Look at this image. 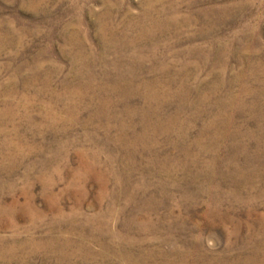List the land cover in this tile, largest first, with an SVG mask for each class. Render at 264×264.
<instances>
[{"label": "rangeland", "instance_id": "1", "mask_svg": "<svg viewBox=\"0 0 264 264\" xmlns=\"http://www.w3.org/2000/svg\"><path fill=\"white\" fill-rule=\"evenodd\" d=\"M160 1L154 0L148 13V0H0V207L13 201L18 206L15 223L5 226L0 216V246L20 247L0 257V264H132L114 254L129 252L128 240L134 238L146 242L129 248L132 259L144 246L153 252L147 264H167L162 253L172 250L177 264H183V256L192 264H264L259 223H264V196L257 194H264V153H257L264 143V125L256 123L253 112L245 114L228 100L243 95L244 103L253 101L243 86L264 93V0ZM245 24L250 26L243 32ZM140 27L148 28V34L143 36ZM76 30L78 39L71 45L66 40ZM212 37H217L215 44ZM81 47L85 63L71 59ZM133 73L152 81L156 97L147 106L141 89L129 101H91L106 80ZM80 89L84 98L78 99ZM259 97L257 104L264 105ZM166 98L172 102L164 107ZM128 103V112L135 114L121 115ZM146 107L152 110V123L136 148L132 137L116 144L94 130L109 122L113 128L106 129L113 137L122 128L135 136L143 128L141 110ZM178 124L187 130L184 140L175 138ZM92 131L98 132L97 140L90 138ZM243 133L252 135L244 139ZM153 138L162 145L156 154L142 144ZM221 146L216 165L207 167L208 150ZM204 147L207 152L195 163V153ZM186 150L193 155L185 157ZM148 154L184 161L198 170L197 176L192 174L198 181L212 179L213 173V185L206 191L192 176L184 180L181 172L172 183L170 176L147 173ZM253 158L263 166V186L258 188L242 184L251 176ZM129 159L138 165L128 173L132 183L146 181L131 205L126 203L127 184L121 197H114L116 174ZM83 160L92 164L90 170L99 166L105 187L93 170L88 180L81 179L87 174ZM111 160L113 169L108 170ZM220 178V194L210 191ZM237 186L243 191L235 195ZM214 193L225 202L222 212L242 222L239 235L234 222L214 223L207 216L215 210L210 200ZM248 203L258 207L251 218L246 216ZM27 206L28 213L37 208L41 216L30 217ZM34 242L41 248L33 250Z\"/></svg>", "mask_w": 264, "mask_h": 264}, {"label": "bare ground", "instance_id": "2", "mask_svg": "<svg viewBox=\"0 0 264 264\" xmlns=\"http://www.w3.org/2000/svg\"><path fill=\"white\" fill-rule=\"evenodd\" d=\"M149 2H148V4H149V6H148V13L150 12V10L153 8L152 6V4H153V2H154V0H148ZM160 1V0H159ZM161 2V1H160ZM109 7H107V9H106V14L107 15H110L111 14V11H109V9H108ZM112 10V9H111ZM101 25V30H104L105 31V29H106V26H105V24H100ZM126 26L128 27V23H126ZM131 26V25H130ZM249 26L250 25H243V28H242V30H243V32L246 30V29H248L249 28ZM105 28V29H104ZM140 30H141V34L143 33V36H145L144 34L145 33H147L148 32V28H144V27H140ZM73 32V31H72ZM78 34H79V32H78V30H76L74 33H71V34H69L68 35V39L66 40L69 44L71 43V45L72 44H75V39H78ZM148 34V33H147ZM240 35V34H239ZM150 36V35H149ZM150 38V37H149ZM212 41H214V44H215V42H217V37L215 38V37H212ZM127 44V43H126ZM81 49V51H79V53H76V51H75V55H73L72 57H71V59L72 60H79V61H83L84 63H85V60H86V57H83L84 55H82L81 56V52H83V47H81L80 48ZM140 55H141V53H140ZM139 55V56H140ZM143 55V54H142ZM142 58V57H141ZM146 58V57H145ZM117 60V59H116ZM120 61V60H119ZM135 61V60H134ZM135 66V65H134ZM125 67V66H124ZM121 68V67H120ZM127 68V67H126ZM138 68V67H137ZM117 69V68H116ZM135 69V68H134ZM92 70V72H91V76H93V68L91 69ZM120 70V69H119ZM128 71V70H127ZM82 71H79L78 72V75H77V77L80 79V78H82V77H80L81 76V73ZM134 72V71H133ZM117 74V73H116ZM130 74V73H129ZM134 74V73H133ZM131 74L129 77H126V76H124V77H122V79H119V80H106V83H105V85L101 88V90L100 91H96V89H95V94L94 95H90L91 96V101L92 102H100V103H102V104H104V103H111V99H114L115 97H118V98H121L120 100H121V102L122 101H129L130 99H133L134 97H137L138 95H137V92L139 93V90L141 89L143 92H144V96L142 97L143 98V100H144V102H145V106H147V103H151L150 102V100L151 99H153L154 97H156V94L155 93H153L152 92V90H153V88H152V81L151 80H142V79H140V77H139V75H137V74ZM122 75H123V73H122ZM133 75V76H132ZM109 76V75H108ZM121 77V76H120ZM119 77V78H120ZM159 84H161L159 81H157ZM154 83V82H153ZM158 84V85H159ZM161 86V85H160ZM78 88V87H77ZM76 88V89H77ZM80 88V87H79ZM242 91L243 92H245V93H248V94H250L251 95V97L254 99L253 101H251L250 103H244L243 102V95H241L240 97H237V98H235V97H232L231 99H228V100H230L229 102L231 103V105H234L235 107H237V108H240V109H242V111H243V113H245L246 114V112H250V113H252V115L253 116H255V121H256V123H258L260 126L261 125H264V122H263V119H264V105L263 104H257V101H258V98H260L259 96H261L262 97V99H264V93H263V90H259L257 93L255 92H253V91H251V90H249V89H247V88H245L244 86L242 87ZM256 91V90H255ZM147 92V93H146ZM79 93V98L78 99H81L82 97L84 98V95H82V91H81V89H80V91L78 92ZM96 94H100V96L98 97ZM148 94H149V96H148ZM70 95H72V94H70ZM70 95H68V96H70ZM67 96V97H68ZM58 97H60V96H58ZM98 97V98H97ZM159 97V96H158ZM141 98V99H142ZM160 98V97H159ZM165 99V98H164ZM168 98H166V100H165V102L166 103H164L163 101V103H164V107L165 106H168V102L171 100V102H172V99H168ZM140 100V99H139ZM156 100V99H155ZM161 100V99H160ZM163 100V99H162ZM233 100V101H232ZM237 101V102H236ZM186 102V101H185ZM127 103V102H126ZM156 103V102H155ZM191 103V102H190ZM200 103V102H199ZM117 104V103H116ZM179 104H180V102H179ZM204 104V103H203ZM227 104V103H226ZM142 105V104H141ZM156 105V104H155ZM186 105V104H185ZM191 105V104H190ZM229 105V104H228ZM227 105V106H228ZM11 105L9 104V103H7L6 104V107L7 108H9ZM80 106V105H79ZM89 106V105H88ZM106 106V105H105ZM157 106V105H156ZM181 106V105H180ZM198 106V105H197ZM230 106V105H229ZM100 107V106H99ZM107 107V106H106ZM111 107V106H110ZM163 107V108H164ZM222 107V106H221ZM130 108V106H129V103L127 104V106L124 108L125 109V111H123L122 110V112H121V115H124V114H126V113H128V115L130 116L132 113L133 114H135V112H133L132 110L133 109H130V112H128V109ZM142 108V107H141ZM155 108H157V107H155ZM154 108V109H155ZM182 108V107H181ZM108 109V108H107ZM192 109V108H191ZM228 109V108H227ZM234 109V108H233ZM250 109V110H249ZM195 110V109H194ZM203 110V109H202ZM206 110V109H205ZM229 110V109H228ZM150 111H152V110H150ZM150 111H148V109H147V107L145 108V109H142L141 110V113H142V125H143V128H142V130H141V132H139L137 135H132V134H129L128 133V131L125 129V128H122V129H120V132H118V136H115V137H113L112 135H111V133H110V130L109 129H106L107 127H109V128H113V125L112 124H110L109 122L107 123H100V124H98L95 128H94V130L95 129H99L101 132L100 133H103V137L107 140V141H113V142H115L116 144L117 143H120V142H122L126 137H127V139H131V137L133 138V140H131V143H132V147L133 148H136L137 147V145H139V144H141L139 141L141 140V139H143V140H145V134L148 132V125L150 124V123H152L151 121L152 120H149L148 118L150 117V115H151V113H150ZM137 112V111H136ZM223 112V111H222ZM153 113V112H152ZM104 114V113H103ZM172 114V113H171ZM175 114V113H174ZM201 114V113H200ZM221 114V113H220ZM95 115V114H94ZM93 116V115H92ZM91 116V117H92ZM171 117V116H170ZM197 117V116H196ZM159 118H160V115H159ZM173 118V117H172ZM177 118V117H176ZM105 119V118H104ZM91 120V119H90ZM93 120V119H92ZM103 120V119H102ZM157 120H158V118H157ZM166 120V119H165ZM189 120V119H188ZM192 120V119H191ZM179 121V120H178ZM101 122V121H100ZM196 122V121H195ZM163 123V122H162ZM187 123V122H186ZM157 124V123H156ZM180 124V123H179ZM178 124V129L176 130V131H178V135L179 136H175V138H181V140H182V138H183V140L186 138V132H187V130H183L182 128H181V126ZM185 124V123H184ZM183 124V125H184ZM161 125V124H160ZM55 126V125H54ZM166 126V125H165ZM164 126V127H165ZM234 126V125H233ZM56 127V126H55ZM156 127V126H155ZM163 127V126H162ZM173 127V126H172ZM57 128V127H56ZM150 128H152V127H150ZM154 128V127H153ZM184 128V127H183ZM261 128V127H260ZM159 129V128H158ZM175 129V128H174ZM173 129V130H174ZM93 130V131H94ZM118 130H119V128H118ZM169 129H167V132L169 133V131H168ZM232 130V129H231ZM91 132L92 133V135L90 136V138L91 139H94V140H97V138H96V135H97V133L98 132ZM144 131V132H143ZM153 131V130H152ZM209 131V130H208ZM235 131V130H234ZM241 132H242V130H240ZM253 131H255V129L253 130ZM150 132V131H149ZM158 132V131H157ZM163 132V131H162ZM161 132V133H162ZM166 132V131H165ZM231 132V131H230ZM181 133H183V134H181ZM215 133V132H214ZM150 134H152V133H150ZM120 135V136H119ZM166 135V134H165ZM164 135V136H165ZM236 135V134H235ZM252 134H247V133H243V135H242V137L244 138V139H247V136H251ZM255 134H253V136H254ZM237 136V135H236ZM171 137V136H170ZM169 137V138H170ZM218 137V136H217ZM258 137V136H257ZM100 138V137H99ZM255 138V137H254ZM261 138V137H260ZM200 139V138H199ZM213 139V138H212ZM235 139V138H234ZM243 139V140H244ZM99 140V139H98ZM257 140V139H256ZM172 142H174L173 140H171ZM235 141H236V139H235ZM253 141V140H252ZM262 141V140H261ZM143 142V141H142ZM195 142V141H194ZM217 142H218V140H217ZM231 142V141H230ZM110 143V142H109ZM130 143V142H129ZM212 143V142H211ZM237 143V142H236ZM247 143V142H246ZM256 142H254V144H255ZM263 143V142H262ZM128 144V143H127ZM143 145H145L146 146V149H148L149 150V152L148 153H153L154 152V154H156L155 153V151L157 152V151H159L158 150V148L160 147V145H161V142L159 141V139H157V138H153V139H150L149 141H144L143 143H142ZM193 144V143H192ZM195 144V143H194ZM200 144H202V141H200V140H198V145H200ZM261 144V143H260ZM174 145V144H173ZM208 145V144H207ZM223 145V144H222ZM233 145V144H232ZM128 146V145H127ZM126 146V147H127ZM205 146V145H204ZM211 146V145H210ZM213 146V145H212ZM247 146V145H246ZM249 146V145H248ZM253 146V145H252ZM255 146V145H254ZM131 147V146H130ZM161 147H162V145H161ZM219 147V146H218ZM257 147V146H256ZM250 148V147H249ZM7 149H8V147H7ZM130 149V148H129ZM211 149V148H210ZM214 149V148H213ZM217 149V148H216ZM221 149H222V146L220 147V148H218L217 150H208L209 152H207V148L206 147H204V149L203 150H200L198 153L196 152L195 153V155L197 154V159H196V161H195V163H199L200 162V158H201V156H202V154L203 153H210L211 154V157L210 158H207V167H214L215 165H216V163H217V161L219 160V153H220V151H221ZM237 149V148H236ZM240 149V148H239ZM226 150V149H225ZM242 150V149H241ZM254 150H255V148H254ZM183 151V150H182ZM237 151H238V149H237ZM256 151V150H255ZM85 152H87V151H81L80 152V154L81 155H83V156H85L86 157V154L87 153H85ZM191 152H193L192 150H186V151H184V156L185 157H189V156H191V155H193V153H191ZM243 152V151H242ZM246 152V151H245ZM264 153V143H263V145L261 144V145H259L258 146V150H257V153ZM209 154V155H210ZM251 154V153H250ZM91 155V154H90ZM166 156V155H165ZM85 157H83V158H85ZM91 156H89V158H90ZM94 157V156H93ZM199 157V158H198ZM229 157V156H228ZM82 158V159H83ZM148 158L149 159H146V161H145V167L147 168V170H146V172L147 173H152V174H158V173H160V174H165V175H167V176H170V180H169V182L170 183H172V182H175V180L177 179V177H176V174H178V173H182L183 174V179L184 180H189V177L190 176H192V174L194 173V175L195 176H197L198 174H196L197 172H198V170L197 171H195V168H190V167H188V165L187 164H185V162L184 161H181L180 159H176L175 157H173V158H162V160H158V158L156 159V157H154L153 155H150V154H148ZM222 158V157H221ZM263 158V157H262ZM91 159V158H90ZM99 159V158H98ZM161 159V158H160ZM251 159V158H250ZM95 160V159H94ZM187 160V159H186ZM88 161V160H87ZM230 161V160H229ZM240 161V160H239ZM191 162V161H190ZM223 162V161H222ZM187 163H189V161H187ZM231 163H233L234 164V161H233V159H232V162ZM247 163V162H246ZM87 164V165H86ZM125 165H124V171L123 172H118L117 174H116V178H117V181H116V183H115V189H116V192L114 193V197L115 198H119L118 196H120V193L121 192H123V191H125V190H123L124 189V186L125 187H127V185L129 186V188H130V190H128V192L129 193H127V197H126V200H127V202L126 203H130V205H131V202H133L135 199H136V197H137V193H139V191L141 190V189H145V183H146V181L145 180H142V182L139 184V185H134L133 183H132V175L131 174H128V173H133V172H135L136 170H137V168H138V165H137V162L136 161H134L133 159L132 160H130L129 159V162H125L124 163ZM240 164V163H239ZM264 164V163H263ZM92 165V164H91ZM91 165H89L88 163H86V160H83V166H85V168H83V171H86V175L85 176H81V179H83V180H88L89 179V177L88 176H90V175H88V174H91L92 173V171L91 170H93L94 172H96L97 173V175L99 176V181H100V183H101V185L103 186V187H105L106 185H107V181L104 179V175L105 174H102V173H100V172H102V171H99V169H97V167H99V166H97V167H95V169L92 167V169L90 170V167H91ZM99 165V164H98ZM219 165V164H218ZM236 165V164H235ZM191 166V165H190ZM227 166V165H226ZM206 167V168H207ZM244 169L246 170V166H245V163H244ZM199 168H200V166H199ZM205 168V169H206ZM249 168H250V170H252V173H251V176H246L245 177V182L244 183H242V184H246V185H249V186H251L252 184V188H253V186L255 187L256 186V188H258V187H262L263 186V184H261V179H262V177H261V175H260V173H259V171L261 170V169H263V166L261 165V163L260 164H257L256 163V159H252L251 160V162H250V165H249ZM3 168H0V170H2ZM113 169V167H112V160H111V162H110V166H109V168H108V170H112ZM204 169V170H205ZM226 169V168H225ZM101 170V169H100ZM200 170V169H199ZM240 170V169H239ZM244 170V171H245ZM248 170V169H247ZM208 171V170H207ZM221 171V170H220ZM231 172V171H230ZM235 172V171H234ZM122 173H126V174H128L127 176L126 175H123ZM209 173V172H208ZM212 175H211V177H212V179L211 178H209V179H207L206 181H202V180H197L196 179V177H194V176H192V179L193 180H196V181H198L199 182V186H201V189L203 190H206L207 191V188L209 189V187H210V185L213 183L212 182V180L216 177L213 173H211ZM226 175V174H225ZM249 175V174H248ZM126 176V177H125ZM219 176V175H218ZM228 176V175H227ZM236 176V175H235ZM207 177V176H206ZM225 177V176H224ZM200 178V177H199ZM204 178H205V176H204ZM202 179V178H201ZM221 179V178H220ZM215 180V179H214ZM195 181V182H196ZM227 181V180H226ZM225 181V182H226ZM164 182V181H163ZM188 182V181H187ZM243 182V181H242ZM217 183V182H216ZM260 183V184H259ZM127 184V185H126ZM133 184V185H132ZM218 185V187H211V189H210V191H212V189L213 190H215V191H218L217 193L218 194H220L219 193V191H221V186H222V184H223V182H222V179L217 183ZM241 184V185H242ZM257 184H259V185H257ZM159 185H164V184H159ZM213 185V184H212ZM236 185V184H235ZM245 185V186H246ZM244 186V185H243ZM164 187V186H163ZM241 187V186H240ZM255 188V189H256ZM263 188H264V186H263ZM128 189V188H127ZM223 189V188H222ZM225 190V189H224ZM253 191L252 189H248V191ZM259 190V189H258ZM258 190H256L255 192H257ZM263 189H260V191H262ZM200 191V190H199ZM230 191V190H229ZM243 191V190H242ZM242 191H239V188H238V186H237V192H235V195H237V193H241ZM48 192V191H47ZM145 192V191H144ZM231 192H234V190H232ZM124 193V192H123ZM26 194H27V197L28 198H31V197H33V195L32 194H30L29 192H26ZM84 194V193H83ZM210 194V193H209ZM232 194V193H231ZM258 195H263L264 196V194H263V192H262V194H259V193H257ZM50 195H51V193H50ZM49 195V196H50ZM76 195V194H75ZM124 195V194H123ZM192 195V194H191ZM48 196V195H47ZM78 196H80V195H78ZM125 196H126V194H125ZM194 196V195H193ZM193 196H192V198H193ZM221 196L223 197V199H226V198H224V197H228V195H222L221 194ZM121 197V196H120ZM150 197V196H149ZM125 198V197H124ZM195 198V197H194ZM61 199V198H60ZM79 199V198H78ZM83 199V198H82ZM147 199V198H146ZM137 200V199H136ZM195 200V199H194ZM210 200H212L211 201V205L213 206V208L212 209H215V210H213L211 213L210 212H208L207 211V216L209 217V219L212 221V222H214V223H216V221L218 222H222V223H225V221H232V222H234V225H235V228H236V230H235V232H234V234H236V236L237 235H239V227L242 225V222H240V221H238V220H236V219H234L231 215H228L227 213L228 212H225V213H223L222 212V209H221V206L225 203H221L220 202V200L218 199V197H217V195L215 196V193H214V195L210 198ZM234 200V199H233ZM31 201H32V199H31ZM58 201V200H57ZM80 201V200H79ZM60 202V201H59ZM135 202V201H134ZM156 202H158L157 200H156ZM243 202V200L240 198V200H239V202L238 203H242ZM29 203H30V201H29ZM57 203V202H56ZM55 203V204H56ZM160 203V202H159ZM229 203V202H228ZM60 204H61V202H60ZM126 205V204H125ZM134 205V204H133ZM144 205V204H143ZM155 205V204H154ZM230 205V204H229ZM236 205V204H235ZM243 205H244V202H243ZM248 205H250V211H248V213H247V217L249 216V218H251L252 216H253V213H255L256 211L258 212V207L257 206H255V204L253 203H248ZM29 206V205H28ZM28 206L27 207H25L26 208V211H25V213L28 211L27 210V208H28ZM55 206V205H54ZM148 206V205H147ZM241 206V205H240ZM24 207V206H23ZM57 207V206H56ZM62 207V206H61ZM33 208V207H32ZM55 208V207H54ZM124 208H125V206H123V210H124ZM127 208V207H126ZM125 208V209H126ZM153 208V207H152ZM17 209H18V206H17V202H15V201H13L12 202V204H9L8 206H5V207H0V216L1 217H3L5 220H6V222H5V226L7 225V224H13V223H15V219L17 220V214H18V211H17ZM23 209V208H22ZM50 209H52V208H50ZM61 209V208H60ZM141 209V208H140ZM144 209V208H143ZM248 209V208H247ZM30 211H29V213L31 214V216L30 217H33V218H35V217H40L41 216V213L37 210V208H34V209H29ZM123 210H122V212H123ZM148 210V209H147ZM232 210V209H231ZM20 211V210H19ZM210 211V210H209ZM145 212V211H144ZM28 212H27V214H29ZM229 213H230V210H229ZM22 214V213H21ZM29 214V215H30ZM59 214H60V216H62L63 214H62V210L59 212ZM44 216V215H43ZM262 217V216H261ZM132 218H134V217H132ZM128 219V218H127ZM264 219V218H263ZM33 220V219H32ZM260 220V219H259ZM261 220H262V218H261ZM136 221V220H135ZM60 222H62V220H60ZM127 222V221H126ZM138 223H140V222H138ZM260 223V225H261V230L262 231H264V223L263 222H259ZM263 223V224H262ZM133 224H134V222H133ZM216 225V224H215ZM128 226V225H127ZM131 226H132V224H131ZM141 226V225H140ZM263 226V227H262ZM128 229H129V227H127ZM131 228V227H130ZM143 229H147V226H145V225H143ZM233 233V232H232ZM56 238H58V237H56ZM129 238H131V237H129ZM127 240V239H126ZM138 242H141V243H143V242H146L145 240L144 241H138V239L137 240H135V238L134 239H130V240H128V250L127 251H129V252H127V253H125L124 251V249H122L123 251H121L120 249H119V251H117L116 252V254H114L115 256H116V258L118 257V258H122V257H125V259L127 260V258H128V260H130L131 262H132V264H147L148 263V259L149 258H151L152 256H153V252H152V250L151 249H148V248H145L144 246H142V248L140 249V254L138 255V256H134L135 257V259H132V252H131V250L129 249V248H133V247H135L137 244H138ZM125 243V242H124ZM119 246V245H118ZM20 247L18 246L17 247V249H15V248H9V247H7V246H0V257H3V255H5L6 253H8V252H10V251H12V253L13 254H15L16 252H17V250L19 249ZM41 248V246L38 244V243H36V242H34L33 243V250H37V249H40ZM105 248V247H104ZM125 248V249H126ZM176 249V248H175ZM100 252H102L103 253V250L101 251L100 250ZM177 252H178V250H177ZM130 253V254H129ZM97 254L98 253H96V255H95V257L97 256ZM163 254V256L165 257V261H166V263L167 264H177L174 260H173V258H172V255L174 254V251L172 250V251H170V252H163L162 253ZM157 254H155V256H156ZM185 255V254H184ZM188 258V257H187ZM186 258V256L184 257L183 256V258H182V262H183V264H192V263H189V260ZM202 258V257H201ZM199 260H200V258H199ZM199 262V261H198Z\"/></svg>", "mask_w": 264, "mask_h": 264}]
</instances>
